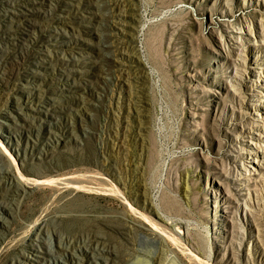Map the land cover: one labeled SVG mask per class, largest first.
<instances>
[{
    "label": "rangeland",
    "instance_id": "rangeland-1",
    "mask_svg": "<svg viewBox=\"0 0 264 264\" xmlns=\"http://www.w3.org/2000/svg\"><path fill=\"white\" fill-rule=\"evenodd\" d=\"M35 1L0 23V264H264V0Z\"/></svg>",
    "mask_w": 264,
    "mask_h": 264
},
{
    "label": "bare ground",
    "instance_id": "bare-ground-1",
    "mask_svg": "<svg viewBox=\"0 0 264 264\" xmlns=\"http://www.w3.org/2000/svg\"><path fill=\"white\" fill-rule=\"evenodd\" d=\"M8 1V0H7ZM78 1V0H77ZM38 2V1H37ZM35 0L34 1H31V3L30 4H27V8L26 9H22V10H20V9H18V10H16V11H14V9H13V11L12 10H7V9H3V10H0V23H3V21L6 19V18H9L8 16L10 15V16H16V17H18V18H29L30 16H32L33 15V13H34V5L37 3ZM44 2V1H43ZM76 2V1H75ZM6 3H8V2H6ZM40 3V2H39ZM13 4H15V3H13ZM21 4V3H20ZM4 5V4H3ZM22 5V4H21ZM15 6V5H14ZM24 6V5H23ZM9 7L10 8H12V6L11 5H9ZM25 7V6H24ZM20 8V7H19ZM36 8V7H35ZM28 9H30V10H28ZM24 11H26V12H24ZM89 11V10H88ZM24 12V13H23ZM87 12V11H86ZM124 12V11H123ZM38 13V12H37ZM93 13V12H92ZM121 13V12H120ZM95 14V13H94ZM125 15V14H124ZM127 15V14H126ZM115 16V15H114ZM118 16H120V15H118ZM118 16H116V19H117V17ZM123 17V16H122ZM79 18V17H78ZM119 18V17H118ZM11 19H13V18H11ZM10 19V20H11ZM82 19V18H81ZM102 19V18H101ZM115 19V20H116ZM8 20V19H7ZM14 20V19H13ZM16 20V19H15ZM114 20V19H113ZM118 20V22H114V23H116V25H124L123 23L124 22H122V20L121 19H117ZM22 21V20H21ZM16 22V21H15ZM17 22H19V21H17ZM37 22V21H36ZM113 22V21H112ZM26 23V22H25ZM73 23H75V22H73ZM113 23V24H114ZM9 24V23H8ZM32 24V23H31ZM87 25V24H86ZM89 25V24H88ZM115 25V26H116ZM18 26V25H17ZM30 26H32V25H30ZM11 27H12V25H11ZM10 28V27H9ZM25 28V27H24ZM2 29V28H1ZM6 29V28H5ZM73 29V28H72ZM75 29V28H74ZM80 29V28H79ZM12 30H13V28H12ZM56 30V29H55ZM54 30V31H55ZM2 31V30H1ZM4 31V30H3ZM76 31V30H75ZM10 32V31H9ZM71 32V31H70ZM93 32V31H92ZM1 34V33H0ZM17 34V33H16ZM27 34V33H26ZM49 35L47 36V38H46V43L48 44V45H50V46H55L56 44H57V41H58V39H59V32L57 31V32H52V33H48ZM77 34V33H76ZM80 34V33H79ZM82 34H84V33H82ZM13 35V34H12ZM5 36V35H4ZM75 36V35H74ZM77 36V35H76ZM75 36V37H76ZM2 37V36H1ZM10 37V36H9ZM6 38V37H5ZM16 38V37H15ZM37 38V37H36ZM78 38H80V37H78ZM18 39V38H17ZM102 39V38H101ZM2 41V40H1ZM12 42V41H11ZM33 42V41H32ZM43 42V41H42ZM83 42H84V40H83ZM87 43V42H86ZM4 44V43H3ZM13 44V43H12ZM15 44V43H14ZM30 45V44H29ZM39 45H41V44H39ZM47 45V46H48ZM99 45V44H98ZM31 46V45H30ZM37 46V45H36ZM42 46V45H41ZM107 46V45H106ZM109 46V45H108ZM1 47V46H0ZM6 47H7V45H6ZM80 47V46H79ZM33 48V47H32ZM46 48V47H45ZM106 48V47H105ZM110 48V47H109ZM102 49V48H101ZM100 49V50H101ZM111 49V48H110ZM109 49V51H111ZM36 50V49H35ZM38 50V49H37ZM50 50V49H49ZM107 50V49H106ZM114 50V49H113ZM44 51V50H43ZM46 51V50H45ZM48 51V50H47ZM115 51V50H114ZM33 52V51H32ZM112 53V52H111ZM49 54V53H48ZM79 54V53H78ZM81 54V53H80ZM79 54V55H80ZM113 54V53H112ZM112 54H111V57H113L112 56ZM38 55V54H37ZM114 55H115V53H114ZM47 56V55H46ZM74 56V55H73ZM76 57V56H75ZM118 57V56H117ZM41 58V57H40ZM43 58V57H42ZM56 58V57H55ZM114 58V57H113ZM46 59V58H45ZM59 59V58H58ZM65 59V58H64ZM69 59V58H68ZM116 59V58H115ZM42 60V59H41ZM51 60V59H50ZM53 60H55V59H53ZM40 61V60H39ZM44 61V60H43ZM69 61V60H68ZM72 61V60H71ZM77 61V60H76ZM90 61V60H89ZM88 61V62H89ZM117 61H119V59L117 60ZM41 62V61H40ZM45 62V61H44ZM47 62V61H46ZM87 62V61H86ZM20 63V62H19ZM34 63V62H33ZM51 63V62H50ZM119 63V62H118ZM38 64V63H37ZM37 64H35V65H37ZM57 64V63H56ZM24 65V64H23ZM53 65V64H52ZM94 65V64H93ZM28 66H30V65H28ZM56 67V66H55ZM55 67H53V68H55ZM63 67V66H62ZM50 68V67H49ZM68 68V67H67ZM66 69V68H65ZM74 69H75V67H74ZM77 69V68H76ZM75 69V70H76ZM35 70V69H34ZM38 70V69H37ZM54 70V69H53ZM73 70V69H72ZM117 70V69H116ZM78 71V70H77ZM37 71H35V73H36ZM79 72V71H78ZM119 72V71H118ZM33 73V72H32ZM39 74H40V72H38ZM48 73H49V71H48ZM84 73V72H83ZM120 73H121V71H120ZM123 73V72H122ZM42 74H43V72H42ZM69 74H70V72H69ZM81 74V73H80ZM45 75V74H44ZM64 75V74H63ZM120 74H118V76H119ZM35 76V75H34ZM124 76V75H123ZM122 76V77H123ZM43 77V76H42ZM46 77V76H45ZM52 77V76H51ZM70 77V76H69ZM44 78V77H43ZM61 78H62V76H61ZM86 78V77H85ZM119 78V77H118ZM128 78V77H127ZM53 79H55L54 77H53ZM57 79V78H56ZM21 80V79H20ZM119 80V79H118ZM52 81V80H51ZM21 82V81H20ZM20 82H17L18 84L20 83ZM49 82V81H48ZM50 83V82H49ZM24 84V83H23ZM37 84V83H36ZM42 85V84H41ZM70 85H72V84H70ZM70 85H63V88H56V89H54V90H51V92H50V94H53V95H63V99H62V102L64 101V100H66L67 98H68V96H69V94L71 93V91H72V86H70ZM82 85V84H81ZM19 86V85H18ZM30 86H31V84H30ZM39 85H37V87H38ZM23 88H24V86H22ZM21 87V88H22ZM25 87H27V86H25ZM67 87V88H66ZM79 87V86H78ZM16 88V87H15ZM39 89H41V88H39ZM46 89V88H45ZM32 90V89H31ZM27 91H29V90H27ZM22 92H23V90H22ZM30 92V91H29ZM76 94V93H75ZM42 95V94H41ZM72 95V94H71ZM71 97V96H70ZM69 97V98H70ZM53 98V97H52ZM57 98V97H56ZM61 98V97H60ZM54 99V98H53ZM53 99H51L52 100V103H53ZM58 99V98H57ZM17 100V99H16ZM19 100V99H18ZM44 100V99H43ZM43 100H42V102H43ZM55 100V99H54ZM19 102H20V100H19ZM57 103V102H56ZM61 104V103H60ZM55 105V104H54ZM18 106H20V105H18ZM42 106V105H41ZM45 107V106H44ZM69 107V106H68ZM21 108V107H20ZM32 108V107H31ZM61 108V107H60ZM70 108V107H69ZM17 109H18V107H17ZM34 109V108H33ZM56 109V108H55ZM66 109V108H65ZM36 110V109H35ZM54 110V109H53ZM37 111V110H36ZM35 111V112H36ZM62 111V110H61ZM65 111V110H64ZM66 111H68V109L66 110ZM71 111V110H70ZM11 112V111H10ZM19 112V111H18ZM48 112H50V111H48ZM63 112V111H62ZM8 113V112H7ZM7 113H3V116H2V122H0V135H2V138H4V140H5V138H6V136L4 135L5 134V128L7 129V130H9L10 128H11V124H12V122H13V120H12V118L11 117H13V116H10L9 114H7ZM20 113V112H19ZM21 114V113H20ZM12 115V114H11ZM54 115V114H53ZM24 116V115H23ZM33 116V115H32ZM31 116V117H32ZM48 116V115H47ZM50 116H52V115H50ZM58 116V115H57ZM55 117V116H54ZM26 119H28L27 117H25ZM47 118V117H46ZM23 119V118H22ZM55 119V118H54ZM30 120V119H29ZM36 120V119H35ZM41 121H42V119H40ZM33 122H34V120H32ZM31 121V122H32ZM18 120H17V122L15 123V124H17L18 125ZM33 122H32V124H33ZM40 122V121H39ZM51 122V121H50ZM42 123V122H41ZM35 124V123H34ZM47 124V123H46ZM49 124V123H48ZM29 125V124H28ZM34 126V125H33ZM37 126V125H36ZM15 127V126H14ZM26 128V127H25ZM30 128H31V126H30ZM21 129V128H20ZM19 129V130H20ZM29 129V128H28ZM34 129V128H33ZM51 131V130H50ZM49 131V132H50ZM51 133V132H50ZM11 139V138H10ZM8 157H9V159L10 160H13L12 161V164H13V166H14V168H15V166H16V163L17 162H20L21 161V159H20V156H19V153H17V152H15V150L13 149V148H10V150H9V153H8ZM18 166H20V164H18ZM1 167V166H0ZM1 169V168H0ZM11 169V168H10ZM2 170V169H1ZM18 172V171H17ZM20 173V172H19ZM6 175H12V173H11V170H6V171H4V172H1L0 173V176L1 177H3V176H6ZM21 175V174H20ZM20 175H13V180L17 183V185H19L20 186V188L22 187V188H25V189H28V188H32L36 183L35 182H31V181H28V180H26L25 178H22ZM5 180V179H4ZM7 180V179H6ZM19 189V188H18ZM22 190V189H21ZM24 192H26V191H24ZM2 205V204H1ZM4 206V205H3ZM1 216V215H0ZM0 219H3L2 218V216L0 217ZM59 237V236H58ZM68 237V236H67ZM75 238V237H74ZM61 239V238H60ZM88 239V238H87ZM40 241V240H39ZM45 241V240H44ZM66 241V240H65ZM41 242H43L42 240H41ZM60 242V241H59ZM36 243V242H35ZM48 244V243H47ZM39 245V244H38ZM37 244H36V246H38ZM50 245H52V244H50ZM49 245V246H50ZM34 246V245H33ZM67 246V245H66ZM65 246V248L67 249V248H69V247H66ZM84 246V245H83ZM98 246V245H97ZM60 247H61V245H60ZM63 247V246H62ZM61 247V248H62ZM74 247V246H73ZM79 247V246H78ZM85 247V246H84ZM87 247V246H86ZM41 248V247H40ZM49 248V250H50V247H48ZM65 248H63V249H65ZM56 249V248H55ZM55 249H54V252H55ZM90 249H88V251H89ZM48 251V250H47ZM69 251V250H68ZM97 251V250H96ZM50 252V251H49ZM54 252H52V250H51V254L52 253H54ZM57 252V251H56ZM62 252V251H61ZM61 252H60V254H61ZM75 252V251H74ZM81 252V251H80ZM98 252V251H97ZM70 253H71V251H70ZM93 253V252H92ZM59 254V253H58ZM27 255V254H26ZM47 254L45 253V252H43L41 249H39V248H37V250H35V249H31V256L32 257H34L35 259L36 258H38V259H40V258H42V257H45ZM86 256L87 255H90V258H92V259H94L96 262H95V264L97 263V262H102L103 260H104V257H103V255L104 254H102V253H100V252H98V253H96V254H94L93 253V255L92 254H85ZM95 255H97L98 257H95ZM53 256V255H52ZM59 256V255H58ZM57 256V257H58ZM61 256V255H60ZM67 256V255H66ZM72 256H74V255H72ZM78 257V256H77ZM79 258V257H78ZM82 258V257H81ZM105 258H106V256H105ZM38 259H36L37 261H38ZM47 259V258H46ZM31 262H34L35 263V261L30 257V259H29ZM61 260H62V258H61ZM57 261V260H56ZM107 261V260H106ZM24 262H26V261H24ZM23 262V263H24ZM40 261H38V263H39ZM89 262V261H88ZM22 263V262H21ZM22 263V264H23ZM27 263V262H26ZM52 263V262H51Z\"/></svg>",
    "mask_w": 264,
    "mask_h": 264
}]
</instances>
